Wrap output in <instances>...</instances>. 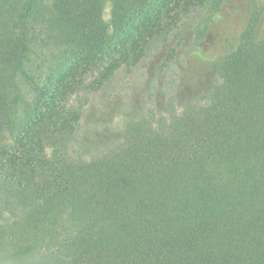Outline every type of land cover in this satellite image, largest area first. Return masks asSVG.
Wrapping results in <instances>:
<instances>
[{"label": "trees", "instance_id": "1", "mask_svg": "<svg viewBox=\"0 0 264 264\" xmlns=\"http://www.w3.org/2000/svg\"><path fill=\"white\" fill-rule=\"evenodd\" d=\"M261 1L205 100L127 117L79 159L80 76L105 86L184 19L202 40L224 0H110L109 24L104 0H0V264H264Z\"/></svg>", "mask_w": 264, "mask_h": 264}, {"label": "rangeland", "instance_id": "2", "mask_svg": "<svg viewBox=\"0 0 264 264\" xmlns=\"http://www.w3.org/2000/svg\"><path fill=\"white\" fill-rule=\"evenodd\" d=\"M260 6H264V0ZM110 8V0H104L103 18L108 24ZM252 9V0H224L202 40L195 38L194 20L184 19L170 27L163 37L151 40L137 64L119 67L105 86L92 85L98 73L96 67L80 76L78 88L69 98L71 104L81 109L72 155L88 159L114 146L125 120L136 113L148 111L159 115L174 108L170 103L182 109L188 100H205L212 86L222 81L218 62L237 45ZM259 28L264 33V7ZM197 49L202 55L206 53L208 60L196 56ZM209 56L215 57L214 61ZM46 64L43 55H34L30 61L29 71L37 82L42 81ZM188 67L198 71L201 78L194 77V73L184 77L182 71ZM25 91L27 96L32 95L29 86ZM84 140L87 146L82 145Z\"/></svg>", "mask_w": 264, "mask_h": 264}]
</instances>
